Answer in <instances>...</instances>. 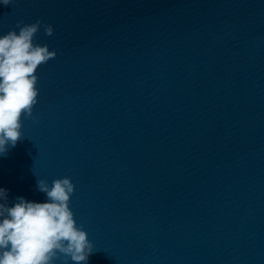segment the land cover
I'll use <instances>...</instances> for the list:
<instances>
[{"label":"water","instance_id":"obj_1","mask_svg":"<svg viewBox=\"0 0 264 264\" xmlns=\"http://www.w3.org/2000/svg\"><path fill=\"white\" fill-rule=\"evenodd\" d=\"M70 177L69 207L94 247L87 264H264V151L140 170L0 180L7 203H43ZM56 264H63L57 260ZM67 264H74L70 259Z\"/></svg>","mask_w":264,"mask_h":264},{"label":"clouds","instance_id":"obj_2","mask_svg":"<svg viewBox=\"0 0 264 264\" xmlns=\"http://www.w3.org/2000/svg\"><path fill=\"white\" fill-rule=\"evenodd\" d=\"M14 0H0L5 7ZM41 26L47 36L53 26L37 20L18 21L16 27L0 36V155H6L23 138L22 117L33 119L38 103L37 69L57 56L56 50L34 43ZM37 188L46 202L16 198L13 206L0 203V264H87L94 247L82 226H77L69 207L75 185L70 177L44 179ZM8 190L0 188V200L7 201Z\"/></svg>","mask_w":264,"mask_h":264}]
</instances>
